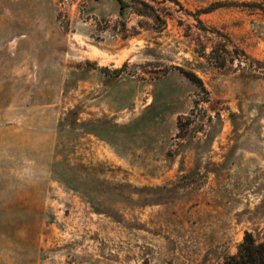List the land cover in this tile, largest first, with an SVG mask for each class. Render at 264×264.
Here are the masks:
<instances>
[{
    "label": "rangeland",
    "instance_id": "374dc122",
    "mask_svg": "<svg viewBox=\"0 0 264 264\" xmlns=\"http://www.w3.org/2000/svg\"><path fill=\"white\" fill-rule=\"evenodd\" d=\"M263 237L264 0H0V264Z\"/></svg>",
    "mask_w": 264,
    "mask_h": 264
},
{
    "label": "trees",
    "instance_id": "16d2710c",
    "mask_svg": "<svg viewBox=\"0 0 264 264\" xmlns=\"http://www.w3.org/2000/svg\"><path fill=\"white\" fill-rule=\"evenodd\" d=\"M212 6L203 8L200 13H206ZM122 15V10L120 9ZM222 264H264V237L256 243L253 239H244L235 255L227 257Z\"/></svg>",
    "mask_w": 264,
    "mask_h": 264
}]
</instances>
